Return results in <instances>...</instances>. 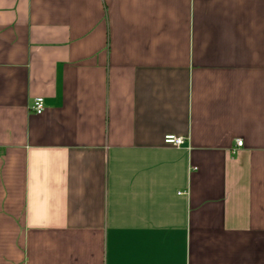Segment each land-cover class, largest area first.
I'll use <instances>...</instances> for the list:
<instances>
[{
  "label": "crops",
  "instance_id": "crops-1",
  "mask_svg": "<svg viewBox=\"0 0 264 264\" xmlns=\"http://www.w3.org/2000/svg\"><path fill=\"white\" fill-rule=\"evenodd\" d=\"M0 264H264V0H0Z\"/></svg>",
  "mask_w": 264,
  "mask_h": 264
},
{
  "label": "built area",
  "instance_id": "built-area-1",
  "mask_svg": "<svg viewBox=\"0 0 264 264\" xmlns=\"http://www.w3.org/2000/svg\"><path fill=\"white\" fill-rule=\"evenodd\" d=\"M30 109L35 113H42L44 110V100L42 97H38L34 100L33 104L31 105ZM165 143L171 144L174 146H180L184 143V139L181 137H177L174 135H167L165 137ZM237 146L241 147L243 145V140L239 139L236 141Z\"/></svg>",
  "mask_w": 264,
  "mask_h": 264
}]
</instances>
